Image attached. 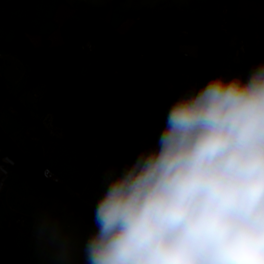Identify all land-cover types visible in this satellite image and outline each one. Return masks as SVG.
Instances as JSON below:
<instances>
[{"label": "crops", "instance_id": "1", "mask_svg": "<svg viewBox=\"0 0 264 264\" xmlns=\"http://www.w3.org/2000/svg\"><path fill=\"white\" fill-rule=\"evenodd\" d=\"M134 1L131 5L132 0H0V77L8 91L0 105V124L26 153L43 159L42 168H48L57 182L76 193L83 194L87 184L101 183L98 165L108 159L81 144L93 130L90 125L134 128L137 119L148 122L151 115L165 113L178 97L199 90L210 79L240 74L246 79L264 62L248 45L244 52H235L249 22L264 35V0H177L182 11L173 1ZM142 2L163 7L150 13ZM220 2L233 11L227 30L219 27L214 15ZM194 3L196 12L187 8ZM12 16L26 23L24 33L36 58L25 57L19 48L15 40L21 33L18 22L10 21ZM188 33L192 38L186 42L198 45L195 55H186L187 47L179 42ZM87 39L94 42L93 52L82 49ZM192 44L187 50L194 51ZM202 59L210 65L206 76L197 73ZM172 72L192 82L191 87L179 92L177 87L167 88ZM13 96L20 108L12 103ZM46 109L56 114V126L66 125L64 130L77 137L69 132L65 136L61 128L59 136L44 133L38 116ZM69 111L73 117L68 119ZM29 129L39 135V145L21 138ZM152 136L149 143L157 145ZM137 142L139 147L140 139ZM112 150L118 157L120 149ZM62 205L59 195L44 192L20 169L12 168L0 191V264H84L83 247L96 230L94 218ZM44 218L70 238L69 260L57 259L54 247L38 237Z\"/></svg>", "mask_w": 264, "mask_h": 264}, {"label": "clouds", "instance_id": "2", "mask_svg": "<svg viewBox=\"0 0 264 264\" xmlns=\"http://www.w3.org/2000/svg\"><path fill=\"white\" fill-rule=\"evenodd\" d=\"M106 179L84 264H264V62L182 94L156 148ZM37 235L70 259L47 218Z\"/></svg>", "mask_w": 264, "mask_h": 264}, {"label": "trees", "instance_id": "3", "mask_svg": "<svg viewBox=\"0 0 264 264\" xmlns=\"http://www.w3.org/2000/svg\"><path fill=\"white\" fill-rule=\"evenodd\" d=\"M221 3L222 2H220L219 4H221ZM232 12L233 11L231 9V14L228 17L227 26H229V24H230ZM9 19L11 22H18V28L20 30L21 37L19 38V40H15V41L19 45V48H21L22 53L25 55V57H29L31 59L36 58L37 57V51L33 50L29 46V42L26 38V34L24 33V31L27 30V28H28L26 23L23 20H20V18L16 17V16H12ZM181 31H183V29H180V33H181ZM243 34L244 35H242L241 39L245 40L246 46H247L248 34H246V33H243ZM93 51H94V49L92 51H87V52H93ZM258 57L264 58V56H258ZM68 62L69 61H67V63ZM50 68L56 69L57 66L56 67L55 66L50 67ZM171 74L172 75H169V78L167 77L169 79V81L171 82L170 86L167 88L173 90L175 87H177L178 89L175 88V90L176 91L178 90V92H179L180 90L182 91L183 89H188V86H189V88L191 87L192 82L189 83L186 80H184L183 77L179 76L178 72H172ZM6 94H8L7 88H6L2 78L0 77V105H1V102H2V100ZM12 103L15 105L16 108H20V105H21L20 101L14 96L12 97ZM168 111L169 110H167V111H165V113L163 112L159 115L158 114L151 115V120H149L148 123H150V122L151 123L152 122L158 123V122L163 121V120L166 121ZM48 112H50L52 114L53 123H54L53 125L57 130H58V128H61L64 131L63 133L65 134V136L69 132L72 135H74L75 137H77V135L75 133L73 134V132L64 130L66 125H65V127L60 126V125L59 126L55 125L57 116L52 110L50 111V110L46 109L40 116H38V121L42 122L43 117ZM70 117H73V116H72L71 112L69 111L67 114V118L69 119ZM84 126H85V128L83 129V131L86 130V131H84V134H86V133H88V129H87L88 125H84ZM40 127H41L42 131H45L44 133H47V131L45 130L43 122H42V125H40ZM70 127H71V125H70ZM88 128L89 129L93 128V130L89 131L90 134H88L86 137L81 138V140H80L81 144L91 147L95 152H98V153L102 152V155L108 156L109 154L107 151L111 147L109 149H107V148H104L105 146H103V145H107V146L111 145V140H110L107 125H99V124L98 125H90ZM29 130H30L29 131L30 135H32V136L38 135L37 132H35L31 129H29ZM57 130H55V131H57ZM39 133H41V132H39ZM24 135L26 136V138H28L30 136V135H28V133L26 131H24ZM55 135L59 136L58 134H55ZM52 136H54V135H52ZM39 144H40V139H39V135H38V139L34 140L32 145L36 146ZM0 146L2 147V149L7 154L11 155L15 161L14 165L11 166V169L14 167H17L18 169H20L25 174V176L28 179L35 182V184H37L44 192H46L48 194L50 193V194L59 195L62 199V202H63L62 207L64 210H72L74 212H77L86 219L94 218L96 206L90 205V204L84 202L83 200H81L78 196L69 193L65 189L64 185L61 184L60 182H57V181L52 180V179H46L45 177H43V175L41 173L42 172V163L40 162L39 157L36 155H28L23 150L22 146L20 144H18V142L6 132V130L1 126V124H0ZM95 146H100L101 148L99 150H96ZM152 148L154 150L156 148V145H153ZM140 154L141 153H139L136 149L134 151H127L124 155H120V157H118V158L116 157L117 159H115L114 161L116 163H120L124 160H128V159L132 158L133 156H136V158H138V156ZM10 170H9V172H10ZM5 183H6V181H5Z\"/></svg>", "mask_w": 264, "mask_h": 264}, {"label": "rangeland", "instance_id": "4", "mask_svg": "<svg viewBox=\"0 0 264 264\" xmlns=\"http://www.w3.org/2000/svg\"><path fill=\"white\" fill-rule=\"evenodd\" d=\"M196 7H197V3L196 4L194 3V6H191V7L189 5H187V8L189 10H195V12L197 10ZM206 9H208V7H206ZM195 14L196 13H194V15ZM192 15H193V13H192ZM214 15H215V13H214ZM217 22L218 23L220 22V19L218 17H217ZM183 30H185V29H183ZM188 31L190 32V29ZM180 38H179L180 44L189 48L190 45H187V44H192V43L186 42V40L192 38L191 33H188L187 35H181ZM194 40H195L194 43H196L198 41L196 35L194 36ZM247 42H248L247 45L252 49L254 44L252 45L248 38H247ZM192 46L195 47L194 51H191L190 49L187 50V48H185V49H183V52L186 55H188V54L189 55H195L198 45L196 43V44H192ZM205 63H208L206 61V59H202L200 61V65L197 69V73L202 75V76H206L209 72H211L210 71V65H208L209 63L207 65ZM183 65L185 68H187L189 66L186 63ZM192 70H194V69H192ZM186 76H188V75H186ZM27 94H28V92H27ZM4 109H5V111H7L6 106ZM4 113H6V112H4ZM135 123H138V125H134V128H130V129H128L130 127V125H107L108 131L110 133L109 136H110L112 146L107 151L109 155L105 156L108 159L102 160V162L98 165V172L103 175V179H102L101 183H98V185L93 184V183L87 184L86 185L87 187H85V189L83 190V194H81L79 192L76 193L73 191V189H66L69 193L74 194V195L78 196L81 200H83V201H85L91 205L96 206L97 202L99 201V199L103 195L104 191L106 190V187H107L106 177H108L109 174H112L113 176L118 175L119 174L118 172H121L125 167L130 166L131 164H133L135 162V160L134 161L127 160L124 163L123 162L122 163H116L114 161L115 159L120 157V155H124L127 151H134L135 149L139 153L153 150L152 143H149L148 139H150L151 135H154V136H152L153 139L157 138V135H158V138L156 140V142H157L160 134L162 133L161 130H163L164 126L166 125V122L162 123L161 125H152L151 122L148 123V122L142 120V118H139V119H137V121H135ZM23 135H24V132L22 131L21 138L23 140H25V138H24L25 135L24 136ZM139 139H140V143H139V147H138L137 146L138 142L136 143V141L137 140L139 141ZM153 139H151V140H153ZM27 140H28L27 142H29V143H33V141H34L31 137H28ZM100 148H101L100 146H95L96 150H99ZM112 149H116V150L120 149L118 152V154L119 153L120 154L118 155L117 158H116V156H117L116 151H113ZM1 154L8 155L9 157L12 158L13 162L15 163L13 157L11 155L7 154L2 149V147L0 149V155ZM100 154H102V152ZM38 157H39V160L41 162L43 159L40 156H38ZM10 169L11 168H9V170ZM43 169H44V167L42 168L43 177H45L46 179H52L53 180L52 177H47V175H45L43 173ZM9 170H8L7 177L9 175ZM7 177H6V179H7ZM4 187H5V185H4Z\"/></svg>", "mask_w": 264, "mask_h": 264}, {"label": "built area", "instance_id": "5", "mask_svg": "<svg viewBox=\"0 0 264 264\" xmlns=\"http://www.w3.org/2000/svg\"><path fill=\"white\" fill-rule=\"evenodd\" d=\"M85 1V0H83ZM231 14V9L229 8V6H227L226 4H224L223 2L221 4H219L216 7L215 10V17L220 19L219 22V27L223 30H227V23H228V17ZM186 31L183 30L181 31V33H185ZM82 49L86 50V51H92L94 49V42L92 41V39H87L86 41L83 42L82 44ZM246 49V42L244 39H239L236 47H235V52L238 54L239 52L242 53L244 52ZM243 75L240 74V77H242ZM171 84L170 81H166V86L169 87ZM42 122L44 124L45 130L47 131V133L51 134V135H55V134H59L58 130L54 127V123H53V117L52 114L50 112H48L42 119ZM57 130V131H55ZM28 135H30V132L27 131ZM29 137H31L33 140H37L38 137L37 135H30ZM14 165V162L12 160L11 157H9L6 154H1L0 155V190L3 189L4 185H5V180L8 174V170L9 168H11V166ZM43 173L45 175H47V177H52L53 180L57 181V178L55 176H53L52 172L48 169V168H44L43 169Z\"/></svg>", "mask_w": 264, "mask_h": 264}, {"label": "water", "instance_id": "6", "mask_svg": "<svg viewBox=\"0 0 264 264\" xmlns=\"http://www.w3.org/2000/svg\"><path fill=\"white\" fill-rule=\"evenodd\" d=\"M167 1H173L174 2V5L173 6H177L176 8L178 9H181L182 11V4L181 3H176L177 0H167ZM224 4H226L228 6L227 3L223 2ZM136 4V1L132 0L131 2V5H134ZM142 4L144 6H146V9L150 12V13H153L155 12L154 10L157 8H162L163 6L162 5H156V4H148V3H143ZM188 4L192 5L191 2H188ZM250 25H246L244 28H243V32L248 34V39L250 41V43L254 46H253V51L254 53L256 54V56H264V35H263V32L261 30H259L257 28V24L253 23V22H249ZM259 35V36H258ZM161 122H158V123H153L152 122V125H159ZM59 126V125H57ZM163 131V130H161ZM160 131V132H161ZM157 139V138H156ZM103 146H107V145H103ZM28 155H32L31 153H27Z\"/></svg>", "mask_w": 264, "mask_h": 264}]
</instances>
